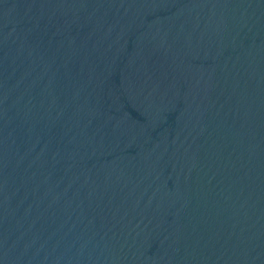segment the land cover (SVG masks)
I'll return each mask as SVG.
<instances>
[{
  "label": "water",
  "instance_id": "95a60500",
  "mask_svg": "<svg viewBox=\"0 0 264 264\" xmlns=\"http://www.w3.org/2000/svg\"><path fill=\"white\" fill-rule=\"evenodd\" d=\"M0 264H264V0H0Z\"/></svg>",
  "mask_w": 264,
  "mask_h": 264
}]
</instances>
